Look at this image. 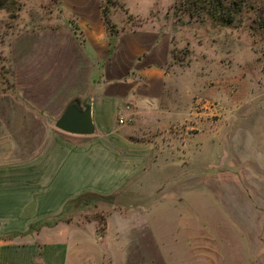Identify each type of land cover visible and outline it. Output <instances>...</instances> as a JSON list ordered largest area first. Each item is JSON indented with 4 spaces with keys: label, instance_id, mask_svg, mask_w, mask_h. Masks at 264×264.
I'll return each mask as SVG.
<instances>
[{
    "label": "rangeland",
    "instance_id": "rangeland-1",
    "mask_svg": "<svg viewBox=\"0 0 264 264\" xmlns=\"http://www.w3.org/2000/svg\"><path fill=\"white\" fill-rule=\"evenodd\" d=\"M179 4L178 0H9L0 10V171L7 177L17 165L41 156L47 141L69 138L54 123L70 100L88 96L91 79L115 37L139 29L152 31L163 44L162 52L169 51L167 70L177 82L171 90L173 105H184L185 96L194 103L188 133L193 151L187 166L167 171V181L159 188L192 186L195 192L216 195L210 197L203 215L194 214L193 223L195 237L203 230L199 218L209 219L211 229L224 224L225 229H215L221 253L215 256L209 250L213 258L209 264H264V0H250L231 23L190 17ZM106 5L113 32L102 19ZM175 126L178 131L184 128ZM161 131H145L139 139L157 142ZM177 136L184 141V134ZM162 137L171 139L167 132ZM202 143L208 145L204 151ZM157 155L149 156L147 171H164L163 176L165 168H151ZM181 175L188 179L192 175V184L168 183ZM136 181L127 185L129 190H139ZM234 192H241V209L236 211L240 248L226 229L231 220L224 217L225 201L219 197ZM116 197L84 196L70 202L59 218L74 219L78 225L94 218L102 233ZM250 246L256 259H246L245 247ZM105 264L112 263L106 259Z\"/></svg>",
    "mask_w": 264,
    "mask_h": 264
},
{
    "label": "crops",
    "instance_id": "crops-1",
    "mask_svg": "<svg viewBox=\"0 0 264 264\" xmlns=\"http://www.w3.org/2000/svg\"><path fill=\"white\" fill-rule=\"evenodd\" d=\"M162 46L152 31L120 33L97 67L90 93L79 98L92 105L94 133L62 131L70 137L47 141L41 156L17 165L7 177L0 171V264H105L106 259L112 264H209V250L220 255L215 229H225L224 224L211 229L209 219L199 218L203 230L197 237L193 226L194 214L203 215L216 195L195 192L192 186L159 188L167 171L187 166L194 118L192 98L173 105L171 90L177 82L167 70L168 48L162 52ZM119 117L125 118L123 123ZM179 124L184 125L181 131L175 126ZM156 129L162 130L157 142L139 139ZM166 132L168 141L162 137ZM178 134L185 135L184 141ZM204 147L207 143L200 150ZM153 152L158 159L151 168H165L163 176L164 171H147ZM134 179L137 191L127 187ZM192 180V175H181L168 183L191 185ZM115 194L118 203L104 218L102 233L94 218L82 225L59 218L83 195ZM220 194L224 217L231 220L226 229L240 248L236 211L241 209V192ZM53 219L57 221L49 224ZM245 249L246 259H256L251 246Z\"/></svg>",
    "mask_w": 264,
    "mask_h": 264
},
{
    "label": "trees",
    "instance_id": "trees-1",
    "mask_svg": "<svg viewBox=\"0 0 264 264\" xmlns=\"http://www.w3.org/2000/svg\"><path fill=\"white\" fill-rule=\"evenodd\" d=\"M250 0H178L181 11L186 12L190 17H205L222 22L231 23L235 20L240 10ZM9 0H0V10L8 4ZM107 6L102 10V19L106 27L113 32L108 17ZM84 197V195H83ZM82 196L79 197L83 198Z\"/></svg>",
    "mask_w": 264,
    "mask_h": 264
},
{
    "label": "water",
    "instance_id": "water-1",
    "mask_svg": "<svg viewBox=\"0 0 264 264\" xmlns=\"http://www.w3.org/2000/svg\"><path fill=\"white\" fill-rule=\"evenodd\" d=\"M54 126L63 132L76 135H92L95 127L92 119V105L88 100L74 98L65 106Z\"/></svg>",
    "mask_w": 264,
    "mask_h": 264
},
{
    "label": "built area",
    "instance_id": "built-area-1",
    "mask_svg": "<svg viewBox=\"0 0 264 264\" xmlns=\"http://www.w3.org/2000/svg\"><path fill=\"white\" fill-rule=\"evenodd\" d=\"M125 109H128V106H126V108ZM124 120H125V118L124 117H119L118 118V123H123L124 122Z\"/></svg>",
    "mask_w": 264,
    "mask_h": 264
}]
</instances>
